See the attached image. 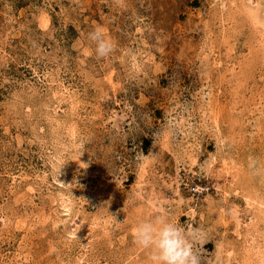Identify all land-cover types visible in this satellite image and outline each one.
Listing matches in <instances>:
<instances>
[{
    "label": "rangeland",
    "instance_id": "obj_1",
    "mask_svg": "<svg viewBox=\"0 0 264 264\" xmlns=\"http://www.w3.org/2000/svg\"><path fill=\"white\" fill-rule=\"evenodd\" d=\"M158 214L264 264V0H0V264H153Z\"/></svg>",
    "mask_w": 264,
    "mask_h": 264
},
{
    "label": "clouds",
    "instance_id": "obj_2",
    "mask_svg": "<svg viewBox=\"0 0 264 264\" xmlns=\"http://www.w3.org/2000/svg\"><path fill=\"white\" fill-rule=\"evenodd\" d=\"M88 39L96 46L97 59L107 58L114 49L113 41L99 28L90 32ZM132 235L139 248L149 251L153 264H200L185 230L163 214L137 223Z\"/></svg>",
    "mask_w": 264,
    "mask_h": 264
}]
</instances>
